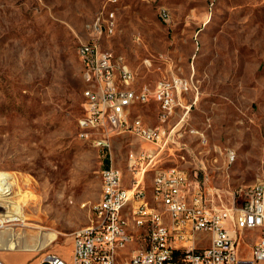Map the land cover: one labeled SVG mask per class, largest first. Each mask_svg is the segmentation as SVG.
Instances as JSON below:
<instances>
[{
    "label": "rangeland",
    "instance_id": "1",
    "mask_svg": "<svg viewBox=\"0 0 264 264\" xmlns=\"http://www.w3.org/2000/svg\"><path fill=\"white\" fill-rule=\"evenodd\" d=\"M90 39L123 56L130 87L152 88L171 74L191 81L147 166V186L157 168L177 166L228 204L234 191L264 181V0H0V171L14 176L0 211L19 201L24 216L0 220L19 238L16 248L0 241L7 264H41L48 252L67 258L73 232L101 198L106 159L130 187L127 153L152 147L112 134L105 154L79 136L85 83L76 48ZM132 110L159 124L155 100ZM49 233L57 239L34 249ZM140 246L138 235L119 259Z\"/></svg>",
    "mask_w": 264,
    "mask_h": 264
},
{
    "label": "built area",
    "instance_id": "2",
    "mask_svg": "<svg viewBox=\"0 0 264 264\" xmlns=\"http://www.w3.org/2000/svg\"><path fill=\"white\" fill-rule=\"evenodd\" d=\"M160 16L168 18L165 9ZM76 50L85 53L89 65V77H83L85 110L78 119L79 136L105 154L112 134L130 133L152 147L127 153L130 187L112 165L100 170L104 196L95 202L90 223L73 232L67 258L48 252L41 264H264V181L234 191L228 204L219 191L192 186L186 171L177 166L159 167L150 185L145 182L147 166L169 139L165 126L191 81L171 74L152 88L130 87L134 72L122 55L102 49L96 39L80 42ZM149 100L159 106L156 126L132 110ZM216 198L219 203H214ZM118 206H126L128 216H121ZM200 233L208 235L207 244H202L206 240ZM138 235L141 246L126 260L119 259ZM0 264L7 263L0 258Z\"/></svg>",
    "mask_w": 264,
    "mask_h": 264
},
{
    "label": "bare ground",
    "instance_id": "3",
    "mask_svg": "<svg viewBox=\"0 0 264 264\" xmlns=\"http://www.w3.org/2000/svg\"><path fill=\"white\" fill-rule=\"evenodd\" d=\"M167 17H168V14H167ZM78 54H79V57L82 61V65H83V77H89V65H88V61L85 59V53H79V51H78ZM84 138L86 139V137H84ZM100 176H101V187H102L101 197H103L104 196V177H103L102 173H100ZM13 178H14V176L10 172L0 171V198H4V199L6 197L8 198L7 194L11 193L12 188H13V181H12ZM10 205L11 206L9 209L5 208V210L0 211L1 222L13 221V220L23 221L24 216H23L22 212H20L19 201H13V203ZM93 208H95V205L93 206ZM93 208H92V210H93ZM118 213H121V216H128V208H126V206H118ZM14 231L3 230V229H2V231L0 230V241H1V246H3V248H5V247L16 248L17 239H19V238H18V236H16V233ZM18 232L20 233V231H18ZM55 239H57L56 234H54V233L46 234V235H44L43 241L40 244V246L34 247V249L40 250L46 245L47 241H54Z\"/></svg>",
    "mask_w": 264,
    "mask_h": 264
},
{
    "label": "trees",
    "instance_id": "4",
    "mask_svg": "<svg viewBox=\"0 0 264 264\" xmlns=\"http://www.w3.org/2000/svg\"><path fill=\"white\" fill-rule=\"evenodd\" d=\"M108 165V159H106V166Z\"/></svg>",
    "mask_w": 264,
    "mask_h": 264
},
{
    "label": "crops",
    "instance_id": "5",
    "mask_svg": "<svg viewBox=\"0 0 264 264\" xmlns=\"http://www.w3.org/2000/svg\"><path fill=\"white\" fill-rule=\"evenodd\" d=\"M150 145V144H149Z\"/></svg>",
    "mask_w": 264,
    "mask_h": 264
}]
</instances>
